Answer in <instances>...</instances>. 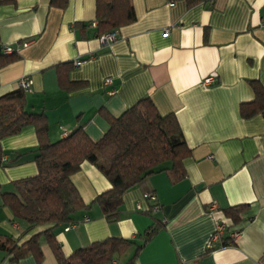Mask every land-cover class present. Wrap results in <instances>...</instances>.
<instances>
[{"label": "crops", "instance_id": "obj_1", "mask_svg": "<svg viewBox=\"0 0 264 264\" xmlns=\"http://www.w3.org/2000/svg\"><path fill=\"white\" fill-rule=\"evenodd\" d=\"M131 3L135 21L116 31L115 42L105 44L95 35V0H0V53L4 47L16 52V59L0 69V96L18 90V80L28 77L26 111L45 115L51 141L80 126L97 141L108 129L103 112L117 118L148 97L161 115L175 114L191 150L181 167L183 179L174 183L162 172L129 189L117 222L108 223L93 204L73 224L55 228L63 256L107 238L141 242L157 223L158 230L139 251L130 246L109 264H264V0ZM76 59H83L82 64L71 65L66 74L84 85L66 90L57 67ZM210 77L215 81L202 87ZM107 78L112 84L105 85ZM250 82L261 88V110L242 118L241 104L255 100ZM0 145L1 191L37 174L33 126ZM71 182L87 205L110 188L88 162ZM148 192L157 198V212L143 199ZM212 203L215 213H209ZM239 205L248 206L245 221L230 227L241 231L239 237L231 244L227 232L207 249L215 220ZM24 227L0 201V236L20 237L23 243L47 228L21 236ZM41 239V264H57ZM11 259L0 252V264H38L31 255Z\"/></svg>", "mask_w": 264, "mask_h": 264}, {"label": "trees", "instance_id": "obj_2", "mask_svg": "<svg viewBox=\"0 0 264 264\" xmlns=\"http://www.w3.org/2000/svg\"><path fill=\"white\" fill-rule=\"evenodd\" d=\"M195 6L206 0H184ZM65 1L61 4L63 8ZM135 21L131 0H95V24L97 37L115 32ZM11 55L0 53V69L13 62ZM83 61V59H81ZM72 63L57 67L59 84L66 90L82 87L84 82L69 81L66 72ZM255 94L252 103L241 104L240 116L250 118L261 110L262 91L255 82H250ZM26 94L14 90L0 96V143L1 140L19 134L33 126L37 138L34 162L37 174L11 183L12 189L1 191L2 207H7L13 220L22 223L24 236L36 228L47 227L43 232L31 236L21 243L20 237L0 236V252L18 261L33 256L42 263V239L51 248L57 264H109L118 259L128 247L139 251L158 230L157 223L144 234L142 241L107 238L64 257L53 235L58 226L73 224L82 211L91 205L100 207L108 223L120 218L124 194L147 177L168 172L173 182L184 178L182 164L191 155L179 122L173 113L161 115L148 98L140 99L121 116L114 118L103 112L108 124L106 133L97 141L91 140L82 126L66 137L51 141L49 127L43 113L26 111ZM3 152L0 145V162ZM84 162L95 165L109 181L110 188L97 195L91 204H85L71 182ZM154 204L152 203L151 212ZM248 210L247 205L233 206L223 211L224 221L229 227L241 225ZM248 217L247 220H250ZM224 245V244H223Z\"/></svg>", "mask_w": 264, "mask_h": 264}, {"label": "built area", "instance_id": "obj_3", "mask_svg": "<svg viewBox=\"0 0 264 264\" xmlns=\"http://www.w3.org/2000/svg\"><path fill=\"white\" fill-rule=\"evenodd\" d=\"M165 32L167 33L168 31L165 30ZM100 41L102 43H105V44H110V43H113L116 41L117 37H116V33L115 32H108V33H105L103 35H101L99 37ZM3 52L4 54L6 55H11L15 52V49L13 48H10V47H4L3 48ZM82 60L81 59H76L73 61L72 63V66L73 68H78L81 64H82ZM214 78L213 77H210V78H207L205 79L201 86L202 87H206L207 85H210L214 82ZM105 85H110L112 84V79L111 78H107L105 79ZM18 89L22 90V92L24 94H27V93H30L31 92V80L28 78V77H21L18 82ZM115 93L114 90H111L110 91V94L113 95ZM210 159H213L212 156L209 157ZM143 199L144 200H147L151 203L154 204V207L152 208V211L153 212H157L158 211V203H157V198L155 196V194L151 193V192H148V193H145L143 195ZM137 210L141 211L142 208H141V205L140 204H137ZM217 211V207L215 204H211L210 207H209V213H215ZM163 224H165V220H163ZM68 230V228H67ZM228 232V237H229V240L231 242V244L239 237V235L241 234V231L239 230H232L228 224H226V222L224 221L223 218H220V219H216L215 220V228H214V232L213 234L211 235L209 241H208V244H207V249L209 250H212L215 245H217L218 243L221 242L223 236L225 235V233ZM222 244V243H221Z\"/></svg>", "mask_w": 264, "mask_h": 264}]
</instances>
